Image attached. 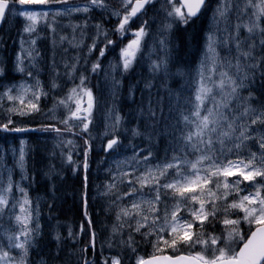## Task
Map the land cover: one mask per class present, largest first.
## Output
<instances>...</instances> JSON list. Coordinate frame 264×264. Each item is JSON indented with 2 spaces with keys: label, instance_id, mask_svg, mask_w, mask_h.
<instances>
[{
  "label": "snow or ice",
  "instance_id": "1",
  "mask_svg": "<svg viewBox=\"0 0 264 264\" xmlns=\"http://www.w3.org/2000/svg\"><path fill=\"white\" fill-rule=\"evenodd\" d=\"M10 19L24 24L11 67L0 59V133L5 134L0 139L19 140V149L9 145L12 168L0 155V264H33V249L44 237L41 198L29 194L36 178L27 174L22 138L35 133H54L70 171L81 174V222L64 236L57 220L53 264L66 241L72 248L63 264H71L73 256L76 264H264V0H0V25ZM188 34L199 53L195 68L187 71L190 94L166 88L167 115L164 97L155 103L151 96L146 103L142 99L136 126L124 127L115 104L123 74L146 62L153 78L184 76L179 67L171 72L172 43ZM49 35L45 83L40 73L46 57L38 41ZM69 48L76 49L71 63ZM93 53L98 55L90 59ZM108 53L111 72L102 63ZM101 71L111 78L113 103L104 110L97 136L101 101L89 84ZM117 71L121 80L113 75ZM151 87V81L145 83ZM134 91L129 88L130 98ZM121 128L147 145H125ZM161 137L167 141L163 156ZM93 141L106 154L97 171L107 175L90 196ZM128 147L131 154L117 159ZM5 151L0 145V153ZM17 167L19 181L13 176ZM44 176L50 181L45 189L51 191V220L58 191L54 178L63 176L54 165ZM99 201L103 221L89 212L90 203ZM109 217H114L110 223ZM98 226L109 233L99 252ZM38 264L48 261L42 257Z\"/></svg>",
  "mask_w": 264,
  "mask_h": 264
},
{
  "label": "trees",
  "instance_id": "2",
  "mask_svg": "<svg viewBox=\"0 0 264 264\" xmlns=\"http://www.w3.org/2000/svg\"><path fill=\"white\" fill-rule=\"evenodd\" d=\"M181 45L182 44H179L177 42L176 49H175V46L173 47L172 59H173L174 64L171 65V70H173L175 67H178V66L185 68V67H188L190 64L192 56H191V53L189 51L193 50V43H190L188 45L189 47L185 48L183 50V52L181 51ZM141 82L146 83V82H148V79L145 76H142L141 79H139L138 77H134L132 79H126V81L124 82V86H123L121 105L118 106L119 113L124 118V124L126 126L130 127V129L136 126V123H137V121L135 119L136 109H137L138 105L141 104L142 99H143V102L146 103L147 100L149 99V97L151 96V99L155 103L157 97L162 96V97H164L165 109H166L167 104H168L166 101V96L168 94L167 91L162 92L158 88L154 89L155 83L152 84L154 86H152L151 89L145 88L143 85H141ZM176 82L178 83V79L176 78L175 75H172L169 78V83H170L171 89H174L177 86ZM91 86L94 87L95 83H93ZM132 86H134L135 91H134L132 97L130 98L129 97V88ZM152 91H153V93H152ZM145 94H147V96H145ZM141 130H143V121H141ZM127 140L131 141L133 144L142 145V146H145V144L147 143V141H145L143 137L133 138L131 135L127 137ZM162 146H161V142H159L160 153H161V148H163ZM33 156H34V154H33ZM33 156L31 158V162L33 160ZM44 158L46 160L53 161L55 166L58 167L57 171L59 170L60 162H59L58 158H55L50 151L46 150V154L44 155ZM54 179H56V184H57V189H58L57 192L58 193L56 195L57 199L55 201L56 211L54 213H52V219L62 221L63 223H71L77 227V225H79V223L81 222V217H82L81 200H80V195H79L80 188H81L80 179H77L73 176H70L69 174H65L63 181H59V179H57V178H54ZM60 184H62V186H60ZM63 191H64V194H66V195H65L64 199H61L60 195ZM64 200H70L71 202L76 204V207H77V217L76 218L65 219L62 217L61 213H62V206L64 204ZM48 202H51V200H49ZM101 203H102V201H100V204ZM100 204H99V207L96 208L94 206V204L91 203L90 204L91 207L89 206V212L95 211L96 213H99L100 214L99 219L101 221H103L105 219V217H104V214L101 212ZM42 214H43L44 218H49V209L47 207V203L42 207ZM105 231L106 230L101 229L98 226L97 235H100V234L104 233ZM64 233H65V231L61 230V234H64ZM71 248H72L71 243L66 241L60 257L56 258V260H58L61 264H63L64 261L69 259L68 253L71 251ZM41 249L49 250L50 254H48L47 257L49 259L54 258V254L56 251L55 243L50 237H48L46 240L41 242L39 251ZM33 255H34V252H33L31 258L33 257ZM71 264H76V257H74V256L71 257Z\"/></svg>",
  "mask_w": 264,
  "mask_h": 264
},
{
  "label": "rangeland",
  "instance_id": "3",
  "mask_svg": "<svg viewBox=\"0 0 264 264\" xmlns=\"http://www.w3.org/2000/svg\"><path fill=\"white\" fill-rule=\"evenodd\" d=\"M17 20H19V26L16 25V28L14 29V25L7 24L5 26V28H4V32L2 34H0V40H2L4 42L3 44H0V50H1L2 47H4L7 50V49L11 48L14 45L16 46V52L13 55V57L10 58V67H11V62L15 60L16 53L19 51V35L18 34L21 32L22 27H23V24H24V21L22 19H17ZM13 21L14 20H12V19L9 20V22H13ZM113 21H115V20L113 19ZM15 24H16V21H15ZM45 47H46V45H45ZM43 49H40V50H42L41 51L42 54H43ZM6 55H7V53L6 54H1L0 55V59H2ZM93 55L96 57L98 55V53H93ZM111 57L113 59V55ZM112 59H110L109 61H111ZM106 62H107V58L102 61L103 66H104L105 69H108V71L111 72V69L108 68V62H107V64H106ZM197 62H198V59L196 60L195 65L192 66L193 69L195 68ZM45 66L46 65L42 62L41 67H42L43 70L40 73V79L42 81H44L45 83H47V78L49 77V75H48L49 70L46 68L47 66L46 67ZM16 75L17 74H15V73H10V76H16ZM113 75H115L116 79L121 80V72L120 71L115 72ZM17 78H19V77L17 76ZM188 79H189V77H188ZM98 80L100 81V83H99L100 86H99V89L97 90L96 96H98L100 98V101L101 102H100L99 110L95 113V117H96V119L98 117H100L101 120H102V122H101V124H98L96 126V121H95V127L96 128L93 129V134L94 135H97V136H99L100 133H102V131H103L104 110L106 108H111L112 107V103H113L112 98H111V95H110V92L112 90V81H111V78H109V79L106 80L105 79V76H104V72L101 71V72L98 73ZM120 89H121V86L119 87V89L117 91V94L120 92ZM181 92H183L184 96H188L190 94L191 90L187 86H184V87H182ZM45 103H47L48 106L50 107L51 106V98H49L48 101H45ZM167 107H166L165 115H167ZM120 134L121 135L122 134L126 135V133L125 132H122V131H121ZM39 138L41 139L42 144H46V143H49V142H55L54 139H46V138H41V137H39ZM93 144H94V148L95 149H97L98 151H102L100 149V147H99V141H93ZM9 145H11L12 147H15L16 149H19V142L14 144L12 141H8L7 144H2L3 148L6 151L4 153H0V155H4V160L7 163V166L9 168H12L13 167V159H12L11 151L8 150ZM27 152H28V148L26 147V164H27ZM130 154H131V152L129 150H126V152L122 151L121 155L118 156V157H116V158L117 159H122V157L124 155H130ZM44 164H46L49 167V166H51L52 163L50 162V160H45L44 159ZM103 167H104V165H101V169ZM42 168H43V166L40 167L39 170L34 171V174H33V176H35V178H36V182L38 181V183H40V182L41 183H44V178H45L44 172L46 170H43ZM26 170H27V174L29 175L28 166H27ZM106 175L107 174L103 170H100V171H91L90 170V176H91L92 179H98V178H100V179L103 180L99 185H102L105 182ZM13 176H14V179L16 181H19L20 180V169L18 167L15 168V171L13 173ZM98 182L99 181L96 180V184ZM25 183H27V181H25ZM95 190H96V193H97V188ZM49 193L51 194V191H49ZM30 196L33 199H35L36 197H40L41 198V208L44 205L43 204L44 201H46V200L49 199L48 195H44V194L38 192L37 189H35L34 190V193L32 195L30 194ZM40 222H41V225L43 227V230H46L47 229L49 231L50 238H51L52 229L56 227V223L57 222L56 223L55 222H52V221L45 222V221H43L42 216H40ZM5 226H7V225H5ZM61 227L64 228L66 226H62V222H59V229ZM108 234L109 233L107 232L105 235H103L101 237V241H103L102 243H104L107 240ZM108 250L109 249H108L107 245L105 244V246H104V253H105V255L108 253ZM146 250L148 252L151 251L150 248L149 249H146ZM115 251H116V249H115ZM140 251H141V254H143V252L145 251V248H144L143 245L141 246ZM125 255L127 256V255H130V254L126 252ZM44 259L48 261V264H53V261H50V259H47L46 257ZM40 260H38L36 262V264H38V262ZM55 264H61V263L58 260H56L55 261ZM125 264H128V262L125 261Z\"/></svg>",
  "mask_w": 264,
  "mask_h": 264
},
{
  "label": "bare ground",
  "instance_id": "4",
  "mask_svg": "<svg viewBox=\"0 0 264 264\" xmlns=\"http://www.w3.org/2000/svg\"><path fill=\"white\" fill-rule=\"evenodd\" d=\"M177 42L181 45V51L183 52V50L185 48H188L190 43H193V50L189 51L191 53V61H190V66H192L194 64V62L196 61V57H197V41L195 39H193L191 34L188 35H184L183 37L180 38H176ZM200 43V41H199ZM57 52L60 53V50L57 49ZM83 54V53H82ZM43 55L46 57V59L43 61V63L47 66H45L46 68H48V65L50 64V57L52 55V49L51 48H47L45 47L43 49ZM76 55V50H69L68 53L66 54L67 56V60L69 63L72 62V57ZM49 80V79H48ZM48 82V81H47ZM46 154V147L44 144L38 143V145H36L35 148V152H34V156H33V160L30 163V169L31 171H37L40 169V167L43 166V170H47L48 166L46 164H44V155ZM61 173H63L62 171H60ZM41 181V180H40ZM45 185H48L47 183H38L36 184V189L38 190V192L44 194V195H48L49 191H46L45 189ZM60 186H62V184H60ZM58 193V192H57ZM56 193V195H57ZM66 194H64V191L61 193L60 197L61 199H64ZM94 206L96 208L99 207L100 201L99 202H93ZM90 213L92 214L93 218L97 217V213L95 211H90ZM62 217L67 219H72V218H76L77 217V207L76 204L71 202L70 200H64V204L62 206V213H61Z\"/></svg>",
  "mask_w": 264,
  "mask_h": 264
}]
</instances>
